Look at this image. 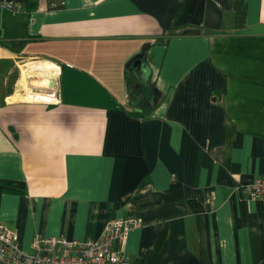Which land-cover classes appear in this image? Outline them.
<instances>
[{
  "label": "crops",
  "instance_id": "crops-1",
  "mask_svg": "<svg viewBox=\"0 0 264 264\" xmlns=\"http://www.w3.org/2000/svg\"><path fill=\"white\" fill-rule=\"evenodd\" d=\"M211 1L214 30L177 25L184 0L0 7V179L24 183L0 222L23 251L134 216L114 244L131 264H264V199L244 190L264 176V0ZM63 42L78 61L52 54ZM142 46L161 94L137 111L123 63Z\"/></svg>",
  "mask_w": 264,
  "mask_h": 264
},
{
  "label": "built area",
  "instance_id": "built-area-1",
  "mask_svg": "<svg viewBox=\"0 0 264 264\" xmlns=\"http://www.w3.org/2000/svg\"><path fill=\"white\" fill-rule=\"evenodd\" d=\"M0 7L19 12L21 3L0 1ZM244 190L251 199H264V176L246 184ZM141 225L134 216L109 219L102 235L96 239H67L64 237H35L29 251L18 245L15 230L0 222V262L9 264H131L129 258L114 248L125 233Z\"/></svg>",
  "mask_w": 264,
  "mask_h": 264
},
{
  "label": "water",
  "instance_id": "water-1",
  "mask_svg": "<svg viewBox=\"0 0 264 264\" xmlns=\"http://www.w3.org/2000/svg\"><path fill=\"white\" fill-rule=\"evenodd\" d=\"M1 2H18L23 0H0ZM221 10L211 0H184L183 8L176 21L177 25L185 23L202 24L209 29H218L221 21ZM145 46L134 54L128 61L126 67L128 68V76L126 77V91L127 99L132 102V108L137 111H142L145 103V93L143 87H148L151 90V96L148 101L151 105H155L159 99L161 92L151 81L147 74L145 63ZM52 82L48 83L50 87Z\"/></svg>",
  "mask_w": 264,
  "mask_h": 264
},
{
  "label": "rangeland",
  "instance_id": "rangeland-1",
  "mask_svg": "<svg viewBox=\"0 0 264 264\" xmlns=\"http://www.w3.org/2000/svg\"><path fill=\"white\" fill-rule=\"evenodd\" d=\"M49 46H50V44H49ZM83 46H85V45L84 44H81V43L77 44V43H74V42H72V43L71 42H63L62 43V47L66 48V50L63 51L61 49L60 51H57L56 50L57 44L56 43H52V50H53V53L52 54L55 55V56H57L58 58H62L63 60L68 59V60H73V61L77 60L78 61L79 59L77 58L78 55H77L76 52L79 51L80 54H81L82 51H83V48H82ZM136 53H134V54H136ZM133 55H131L129 58H127L124 61V63H123L124 67H126L128 61L130 60V58ZM78 63L81 64V65H84V63H89L88 64L89 68L92 71L97 72L96 71V67H95V63L92 62V61H89V62H78ZM109 76H114V74H113L112 71H110ZM104 80H105L106 86L111 89L113 87V82H115L114 79H111V78H108L107 77ZM123 85H124V92L127 95V91H126V80L123 81Z\"/></svg>",
  "mask_w": 264,
  "mask_h": 264
},
{
  "label": "trees",
  "instance_id": "trees-1",
  "mask_svg": "<svg viewBox=\"0 0 264 264\" xmlns=\"http://www.w3.org/2000/svg\"><path fill=\"white\" fill-rule=\"evenodd\" d=\"M36 5V0H23L21 2V7L28 11L34 8ZM24 188V183L21 181H12L0 179V192L1 191H22Z\"/></svg>",
  "mask_w": 264,
  "mask_h": 264
},
{
  "label": "flooded vegetation",
  "instance_id": "flooded-vegetation-1",
  "mask_svg": "<svg viewBox=\"0 0 264 264\" xmlns=\"http://www.w3.org/2000/svg\"><path fill=\"white\" fill-rule=\"evenodd\" d=\"M146 88H147V87L144 86V87H143V91H145ZM145 101H146V102L148 101V99H146V96H145Z\"/></svg>",
  "mask_w": 264,
  "mask_h": 264
},
{
  "label": "bare ground",
  "instance_id": "bare-ground-1",
  "mask_svg": "<svg viewBox=\"0 0 264 264\" xmlns=\"http://www.w3.org/2000/svg\"><path fill=\"white\" fill-rule=\"evenodd\" d=\"M39 65V64H38ZM44 70V69H43ZM28 91V90H27ZM33 95V94H32ZM33 97V96H32ZM36 97V96H35Z\"/></svg>",
  "mask_w": 264,
  "mask_h": 264
}]
</instances>
